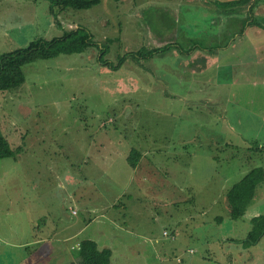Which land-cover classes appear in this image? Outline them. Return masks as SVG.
Here are the masks:
<instances>
[{
  "label": "rangeland",
  "instance_id": "374dc122",
  "mask_svg": "<svg viewBox=\"0 0 264 264\" xmlns=\"http://www.w3.org/2000/svg\"><path fill=\"white\" fill-rule=\"evenodd\" d=\"M211 1L101 0L50 12L46 0H0V55L78 26L94 43L26 63L23 82L0 90V264H69L81 239L108 247L114 264H152V253L220 263L193 232L235 237L225 255L243 262L239 239L264 214V180L236 220L224 193L264 168L255 148L264 146V31L232 36L234 18ZM195 52L207 59L193 61ZM130 150L140 153L134 169Z\"/></svg>",
  "mask_w": 264,
  "mask_h": 264
},
{
  "label": "trees",
  "instance_id": "16d2710c",
  "mask_svg": "<svg viewBox=\"0 0 264 264\" xmlns=\"http://www.w3.org/2000/svg\"><path fill=\"white\" fill-rule=\"evenodd\" d=\"M49 4L50 12L55 8L57 11L64 9H87L100 3L101 0H46ZM121 1V0H112ZM212 4L220 11L229 13L228 17L234 18L229 21L235 31L233 35H241L245 29H261L264 31V15L256 14L255 10L264 5V0H212ZM259 10H264L263 8ZM257 8V9H256ZM224 13V15H225ZM235 13V14H234ZM219 18H216L218 20ZM225 25V22L223 23ZM229 33L228 27L224 30ZM225 33V34H226ZM90 33L84 27L78 26L74 29L64 31L60 36L52 37L48 40L35 39L26 46L2 53L0 55V90L5 91L15 88L23 82L24 76L21 66L37 59H50L59 54L81 53L93 45ZM171 44H165L162 47L139 48L133 53L123 54L118 57L113 65L119 67L124 61L126 55L132 60L148 59L152 55L169 48ZM193 46V44H191ZM195 47V46H193ZM104 47L100 46L99 52L103 53ZM187 50V49H186ZM264 53V45L259 48V52ZM257 54V53H256ZM103 54H101V57ZM100 59V57H99ZM138 63V61H135ZM103 64L110 67L106 61ZM258 152L264 154V146L255 147ZM138 154L136 150H130L126 156L128 165L134 169L137 165ZM8 155L7 150L0 143V158ZM264 180V168L255 166L249 169L242 177L233 183L224 193L225 202L228 209V216L232 220L239 219L247 205L253 198L255 187ZM249 229L243 238L239 239L242 247H250L256 244L264 234V214H258L249 219ZM163 234V233H162ZM168 236L167 233L163 234ZM172 238V237H171ZM77 259L69 264H111L109 260L110 250L108 248H98L91 239H81L75 244Z\"/></svg>",
  "mask_w": 264,
  "mask_h": 264
},
{
  "label": "crops",
  "instance_id": "0c3cea01",
  "mask_svg": "<svg viewBox=\"0 0 264 264\" xmlns=\"http://www.w3.org/2000/svg\"><path fill=\"white\" fill-rule=\"evenodd\" d=\"M262 8L264 9V5L262 6ZM257 9V8H256ZM194 54V57L195 58H193V61H195V62H197V61H199V58H201V57H203L204 59H207V56H202L200 53H197V52H195V53H193ZM258 57L257 58H259V55L260 54H258V52H257V54H256ZM184 58V57H183ZM211 59H213V57L211 58ZM264 59V58H263ZM256 60H258V59H256ZM179 63L181 64V65H184L185 66V64H186V60H179ZM174 87L175 88H178L177 86H176V83H174ZM140 154V153H139ZM140 158V157H139ZM140 160V159H139ZM245 174V173H244ZM243 174V175H244ZM242 177V176H241ZM215 220H216V218H215ZM221 220L222 219H219L218 218V223H220L221 222ZM232 222H234V221H230V223H229V225L232 223ZM232 227H228V229H231ZM164 230H162L161 231V235L163 236V238H168L167 236H165V235H163L162 234V232H163ZM193 231H195V228L193 229ZM246 233V232H245ZM245 233H244V231H243V234L245 235ZM172 238H170L169 237V239H171V240H179V236H177V234H176V236L174 237V232L172 231ZM193 234H195V232H193ZM193 234H189V236H190V238H192L193 239V242L195 243L196 242V244H201L202 245V250H203V253L205 254V255H208L209 253H208V251L209 250H211V252L214 250L215 252H214V254L215 255H213L212 257H218L219 259H220V263H216V264H232V261H231V259H230V257H228L227 255H225V253L226 254H228L226 251H224V247L226 246V244H225V242H231L232 240H235L236 238L235 237H233V236H229V235H214V234H212V235H204V236H202V237H198V236H196V235H193ZM244 235H242V236H240V239L241 238H243L244 237ZM264 236V234L262 235V237ZM262 237L260 238V240L256 243V244H254V245H252V246H250V247H256V250H257V247H259V243H260V241H261V239H262ZM92 240V239H91ZM78 241H76L75 242V244L77 243ZM240 245V244H239ZM72 246V245H71ZM75 246V245H74ZM237 246V245H236ZM241 246V245H240ZM98 247V246H97ZM260 247L262 248V250L261 251H259V249L254 253V252H250L248 249H249V247H246V248H244V247H240L239 249L241 250V252L239 253V254H241V253H243L246 257H243V262L241 263L240 262V264H250L251 262H250V260L252 261V260H255V257L256 256H258V257H260L261 258V261H262V264H264V244H262V245H260ZM98 248H108V247H106V246H100V247H98ZM140 248V247H139ZM109 249V248H108ZM217 249H219V252H216V250ZM110 250V249H109ZM189 252H190V250H189ZM131 255L132 256H134L135 258H137L138 257V253H131ZM202 254H201V256H200V259L202 260L203 258H202ZM111 257H112V251L110 250V256H109V260L111 259ZM159 257L157 256L156 257V255L154 254V253H152L151 254V258H150V262H152V264H178V263H180V262H182V259H180L179 257H173V259H167V258H165V257H161V259L159 260L158 259ZM208 260H211V257H209V258H207ZM131 260V259H130ZM130 260H129V264H130ZM260 260V259H259ZM172 261H174L175 263H173ZM147 262H149V260L146 258V257H144L143 256V263L142 264H147ZM184 262V261H183ZM110 263H111V261H110ZM111 264H114V263H111ZM184 264H193V261H192V258L191 259H186V261L184 262ZM234 264H236V262L234 263ZM252 264V263H251Z\"/></svg>",
  "mask_w": 264,
  "mask_h": 264
},
{
  "label": "built area",
  "instance_id": "2783aa9c",
  "mask_svg": "<svg viewBox=\"0 0 264 264\" xmlns=\"http://www.w3.org/2000/svg\"><path fill=\"white\" fill-rule=\"evenodd\" d=\"M162 233H163V234H166V232H165V231H163Z\"/></svg>",
  "mask_w": 264,
  "mask_h": 264
}]
</instances>
